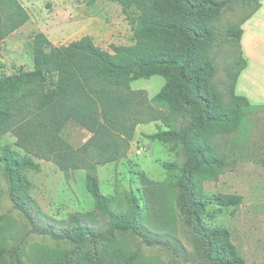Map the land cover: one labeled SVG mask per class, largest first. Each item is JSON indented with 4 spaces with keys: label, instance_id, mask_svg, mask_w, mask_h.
I'll return each instance as SVG.
<instances>
[{
    "label": "trees",
    "instance_id": "trees-1",
    "mask_svg": "<svg viewBox=\"0 0 264 264\" xmlns=\"http://www.w3.org/2000/svg\"><path fill=\"white\" fill-rule=\"evenodd\" d=\"M110 1L121 6L132 24V44H110L106 50L84 35L53 45L37 33L32 39L33 68L14 75L0 72V138L10 132L23 152L0 143V167L12 206L32 233L73 246L70 252L45 245L27 250L24 243L11 246L3 235L6 216L0 215V264H142L140 254L127 250V234L149 246L162 245L188 261L176 233L177 219L188 226L203 264H245L230 231L207 220L209 207L234 210L242 195L203 188V181L217 180L227 164L216 154L212 134L236 131L253 107L234 91L237 73H229L232 82L225 92L214 83L217 66L210 51L215 23L231 0ZM259 6L258 0L254 12ZM27 19L17 0H0V42ZM242 32L229 25L226 34L239 41ZM152 75L165 79L151 98L156 107L141 91L130 88L132 81ZM180 119L185 123L177 126ZM154 120L166 128L158 127L148 138L181 147L183 162L165 163L168 175L161 181L141 176L140 194L131 189L103 194L97 165L124 157L135 127ZM70 121L90 133L80 146L61 135ZM35 158L63 172L84 170L91 209L62 219L45 213L28 193L33 183L26 172L40 167ZM98 243L103 244L97 247Z\"/></svg>",
    "mask_w": 264,
    "mask_h": 264
},
{
    "label": "rangeland",
    "instance_id": "rangeland-1",
    "mask_svg": "<svg viewBox=\"0 0 264 264\" xmlns=\"http://www.w3.org/2000/svg\"><path fill=\"white\" fill-rule=\"evenodd\" d=\"M17 1L27 13L28 19L0 42V72L3 75H14L33 68L32 39L37 33H43L53 45H66L81 36L89 35L95 44L106 50H110V44H132L134 41L132 24L117 2ZM257 4L258 0H231L215 23L216 38L210 51L217 66L215 86L221 92L227 91L232 82L229 73H237L234 91L246 96L253 107L246 113L236 131L212 134L211 141L216 147V154L222 156L227 164L217 180L203 181V188L207 192L242 195V203L234 210L209 207L210 215L207 220L210 225H221L230 231L231 240L245 264H264V85L252 84L250 92L245 82L248 71L254 76L264 77L263 34L256 22H247ZM229 25L243 30L239 41L227 36ZM247 36L249 39L246 43ZM240 59L246 61V64L242 65ZM247 61L249 68L246 72ZM164 82V77L152 75L132 81L130 88L141 91L149 104L156 107L151 98ZM184 123L185 119L176 121L177 126ZM158 127L166 128L161 120L138 124L129 141L127 154L115 162L97 165L99 188L103 194L117 195L130 189L140 194L141 176L161 181L168 175L165 163L183 162L185 155L181 147L172 148L170 144L148 138ZM61 135L71 145L80 146L89 138L90 133L76 122L70 121ZM15 141L16 137L10 132L0 138L1 144L7 143L19 150ZM137 149L141 150L140 154ZM35 161L39 164V169L26 172L27 178L33 183L28 193L45 213L62 219L70 213L91 209L90 199L84 189V170L63 172L50 161L37 158ZM0 215L6 216L3 235L11 246L24 243L26 250L36 245L67 252L73 249L70 244L56 243L31 232L23 215L12 206L9 183L2 166ZM176 223L177 236L186 248L190 260H184L162 245H146L131 234L123 237L127 250L140 254L142 264H203L188 233V226L179 219ZM101 244L103 243H98L97 247ZM86 247L89 251L94 249L92 243H88Z\"/></svg>",
    "mask_w": 264,
    "mask_h": 264
},
{
    "label": "crops",
    "instance_id": "crops-1",
    "mask_svg": "<svg viewBox=\"0 0 264 264\" xmlns=\"http://www.w3.org/2000/svg\"><path fill=\"white\" fill-rule=\"evenodd\" d=\"M259 3H260L259 8L252 14V16L248 19L247 22H251L250 24H253L252 22H256L257 25L259 26L258 29L260 32H262L263 38H264V1L260 0ZM248 39L249 38L247 36L246 43L248 42ZM262 44L264 45V43H262ZM248 68H249V66H248V61H247L246 72H247ZM245 82H246L247 90L249 89L251 92L252 90H251L250 86L252 84L257 85V84L261 83L262 85H264V77L263 76H254L250 73V71H248L245 75ZM254 98H258V97H254ZM250 103L253 104L251 101H250Z\"/></svg>",
    "mask_w": 264,
    "mask_h": 264
},
{
    "label": "built area",
    "instance_id": "built-area-1",
    "mask_svg": "<svg viewBox=\"0 0 264 264\" xmlns=\"http://www.w3.org/2000/svg\"><path fill=\"white\" fill-rule=\"evenodd\" d=\"M140 152H141V150H140V149H137V153H139V154H140Z\"/></svg>",
    "mask_w": 264,
    "mask_h": 264
}]
</instances>
